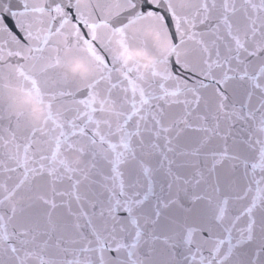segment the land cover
<instances>
[{
    "label": "snow or ice",
    "instance_id": "snow-or-ice-1",
    "mask_svg": "<svg viewBox=\"0 0 264 264\" xmlns=\"http://www.w3.org/2000/svg\"><path fill=\"white\" fill-rule=\"evenodd\" d=\"M0 264H264V0H0Z\"/></svg>",
    "mask_w": 264,
    "mask_h": 264
},
{
    "label": "clouds",
    "instance_id": "clouds-1",
    "mask_svg": "<svg viewBox=\"0 0 264 264\" xmlns=\"http://www.w3.org/2000/svg\"><path fill=\"white\" fill-rule=\"evenodd\" d=\"M82 2H86V0H82ZM135 55H139V54H135ZM150 62L146 61L145 62V67H147V63ZM162 67V66H161ZM71 71L72 73H78V72H83V73H87L90 72L91 69L88 67V65L80 59H76L72 62V67H71ZM26 100L30 101V107H31V112H32V119L35 122H40L43 119V114L45 109L43 108V106H41L40 104L36 103L34 100H32V98L30 96H26L25 97ZM105 108L111 112L112 110V106L111 105H105ZM76 159H79V157H76Z\"/></svg>",
    "mask_w": 264,
    "mask_h": 264
}]
</instances>
